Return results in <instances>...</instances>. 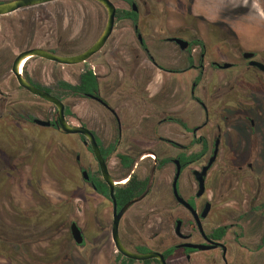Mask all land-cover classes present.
<instances>
[{
	"label": "flooded vegetation",
	"instance_id": "flooded-vegetation-1",
	"mask_svg": "<svg viewBox=\"0 0 264 264\" xmlns=\"http://www.w3.org/2000/svg\"><path fill=\"white\" fill-rule=\"evenodd\" d=\"M58 1L62 0L14 13H27ZM87 1L100 6L107 21L105 8L96 1ZM110 1L115 7L111 34L97 53L81 63L83 68L74 81L57 77L53 85L37 83L29 74L28 65L34 60L62 67L81 64L60 65L32 57L21 69L26 81L46 93L45 88H53L58 80L76 85L85 69L93 72L97 87L91 94L61 95V99L48 94L63 104L65 120L71 127H82L93 135L104 171L88 139L82 134L63 132L57 123L55 105L21 88L10 69L14 58L27 49H43L62 57L80 54L100 37L106 21L97 39L77 54L62 43L49 48L30 45L14 55L9 68L0 64V81L7 71L18 89L50 106L45 114L34 113L29 106L20 104L11 106L7 113H3V107L0 109V122L10 120L21 126L20 131L12 127L17 142L10 141L0 129V242L22 248L28 256L26 249L30 244L51 241L60 234L59 249L62 243H74L83 250L84 264H161L155 257L133 260L116 250L113 223L126 207L118 220L117 233L128 252L160 254L165 264L177 256L190 262L195 254H204L205 264H212L220 252L222 264H230L231 257L237 256L229 240L231 230L236 232L239 225L212 227L210 218L212 202L234 200V193H223L224 185L242 184L247 177L253 180L252 200L257 204L251 211L258 215L264 233V71L252 64L264 66V40L243 37L221 18L222 10L214 17L200 14L195 0L176 3V7L166 0H143L141 5L135 0H117L120 6ZM120 11L136 14V20L119 19ZM117 22L124 24V48L117 49L120 42L116 41V46L104 53ZM55 49L70 53L59 55L53 52ZM102 53L100 62L89 65L92 58ZM69 99L81 100L77 126L68 118H74L66 104ZM86 102L90 105L84 106ZM50 131L76 136L81 146L75 156L79 177L74 197L77 220L66 214L67 199H59L55 210L40 206L21 211L12 205L17 214L14 219L23 229L15 227L11 232L16 239L11 241L12 234L3 232L4 175L9 171L17 173V162L25 154L45 158L48 149L44 137ZM59 148L67 160L66 145ZM56 173L67 182L62 168ZM104 173L112 183V192ZM176 175L178 197L191 209L173 194ZM200 180L203 191L198 195ZM33 183L44 184L39 177L33 178ZM207 205L208 212L202 216ZM44 211L50 219H43ZM73 223L81 234L80 244L71 235ZM218 229H224L221 238L214 236ZM261 241L264 242V234ZM106 249L107 259L101 256ZM60 256L61 252L54 249L39 264H65L73 259Z\"/></svg>",
	"mask_w": 264,
	"mask_h": 264
},
{
	"label": "rangeland",
	"instance_id": "rangeland-1",
	"mask_svg": "<svg viewBox=\"0 0 264 264\" xmlns=\"http://www.w3.org/2000/svg\"><path fill=\"white\" fill-rule=\"evenodd\" d=\"M166 1L174 7L178 6L176 3L188 2V0ZM113 2L118 6L121 5L117 0H113ZM135 2L141 5L143 0H135ZM195 3L200 14L211 17L222 10L221 18L248 40H264V0H195ZM105 21V11L100 6L87 0H62L42 8H35L27 13L26 11L17 12L2 17L0 18V64H2V67L9 68L14 55L30 45L49 48L54 47L57 43H62L77 54L88 48L97 39L103 30ZM124 33L123 22H117L113 37L104 53L114 48L116 41L120 42L117 49L122 50L124 48V38L122 36ZM104 53L92 58L89 65L95 66L98 61L100 62L103 59ZM82 68L83 64L62 67L39 60H34L28 65L31 78L43 85H53L57 77L74 81ZM0 87L2 92L0 109L3 107V113H7L9 108L16 104L29 106L32 112L38 114H45L50 109L48 104L18 89L17 83L7 71L0 81ZM66 101L74 115V118L68 117L69 121L77 126L76 114L80 110L81 100L69 99ZM85 105H90V103L86 102ZM12 127L20 131L21 126H16L10 120L0 122V129H3L4 134L10 141H14ZM44 141L48 149V155L45 158L34 154H25L17 162V173L9 171L11 173L7 176L4 175L3 232L7 230L8 234H12L11 231H14L17 226L20 227V231L23 229V225L20 222L17 223L14 219L17 214H15L12 205L21 211L35 207L39 208L40 206L44 210H55L54 208L59 203V199H67L66 214L70 215L74 221L77 220L78 207L74 197L77 193L76 184L79 178L75 156L81 152L78 138L50 131L45 135ZM16 145L20 144L17 143ZM65 145L67 160L59 153V147H65ZM7 152H11V150ZM49 155H51V159ZM58 168L65 171L68 178L66 183H64L63 178L57 175L56 170ZM36 177L42 178L44 184L34 185L33 178ZM254 187L253 180L250 177L245 178L242 184L224 185L223 193H234L235 195H232L234 200L212 202L213 207L210 214L212 227L238 223L240 228L235 229L236 232H233L234 229L231 230L232 237L229 240L233 246L232 252L237 251V256L234 254L231 257L230 264H264V242L261 241L264 234L263 225L258 215L251 211V208L257 204L252 200ZM41 215H45V218H43L45 220L46 218L50 219L47 217L50 215L45 214V211ZM169 225L168 223L167 228ZM9 239L15 241L16 235L13 236L12 234ZM60 239L62 237L58 234L51 241L45 240L30 244L26 249L28 256L24 254L22 248H17L9 242H0V264H39L40 259L46 257L49 251H54V249L56 253L61 252V258L66 257V255L73 257L71 262L65 264H84L81 257L83 250L76 247L74 243H70V245L62 243L60 250L58 245ZM108 253L107 249L102 250L101 256L107 259ZM193 257L192 261L186 262L184 258L177 256L170 261V264H205L204 254H195ZM212 264H222L220 252H218L216 260Z\"/></svg>",
	"mask_w": 264,
	"mask_h": 264
},
{
	"label": "water",
	"instance_id": "water-1",
	"mask_svg": "<svg viewBox=\"0 0 264 264\" xmlns=\"http://www.w3.org/2000/svg\"><path fill=\"white\" fill-rule=\"evenodd\" d=\"M53 1H57V0H11L8 2H3V3H0V16H5L8 14L14 13L18 10H21V9L35 7V6L50 3ZM93 1L98 2L99 4H101L105 8V10L107 12V21H106V25H105V28H104L102 34L94 42V44L92 46H90L87 50L83 51L80 54H77L74 56H68V57L58 56V55H55L49 51H45L43 49H38V48L27 49L25 51L20 52L14 58V60L11 64L10 70H11V73L13 74V76L15 77L18 85L21 88H24L29 93L36 95V96L44 99L45 101L55 105V107L57 109V123L63 132H65L67 134H82L88 139L90 146H91L93 152L99 158V160L101 162V167L104 171L105 168H104L102 160L99 157V152H98V149H97L93 135L88 130H86L82 127H79V128L78 127H71L65 120L63 104L57 98L53 97L52 95H50V94H48V93H46L40 89H37L36 87L31 85L22 76L21 71H19L20 63L25 58L38 57V58L48 60V61L60 64V65H77V64L84 63L91 56H93L95 53H97L104 46L106 40L108 39L109 35L111 34V31L113 28V23H114L115 7L111 3L110 0H93ZM252 64L260 67L264 71L263 65L256 63V62H253ZM104 175H105L104 177L106 179V182L110 186V191L112 192V183H111L109 177H107L105 173H104ZM177 175L175 176L174 181H173V186H172L173 187V194L176 197L178 202H180L181 204H184L189 209H191L185 202H183L178 197L177 190H176ZM202 191H203V186H202V181L200 180L198 195H200L202 193ZM208 208H209V206L207 205L202 216H204L208 212ZM125 209H126V207L123 208L122 211L117 216H115L114 223H113V240L115 242L116 250L121 255H123L124 257L130 258L133 260H145V259L155 257L160 261L161 264H165L164 258L160 254H153V253L133 254V253H130L123 248V246L121 245L119 238H118L117 224H118V220H119L122 212ZM70 230H71V235H72L74 241L77 244H80L82 242V237H81V234H80L78 228L76 227V225L74 223L71 225ZM211 243L214 246L217 245L216 243H213V242H211Z\"/></svg>",
	"mask_w": 264,
	"mask_h": 264
},
{
	"label": "trees",
	"instance_id": "trees-1",
	"mask_svg": "<svg viewBox=\"0 0 264 264\" xmlns=\"http://www.w3.org/2000/svg\"><path fill=\"white\" fill-rule=\"evenodd\" d=\"M127 2H131V0H124ZM136 14L129 12V11H120L119 12V19L122 18H131L133 21L136 20ZM53 52L59 55H68L70 52L66 49H55ZM96 77L93 75V72L90 69H85L83 73L80 74L78 78V83L76 85H71L66 83L62 80H58L56 86L53 88H45V91L51 93L55 97L61 99V95L64 96H78V95H87L91 94L97 87ZM66 113L69 114L68 110ZM224 233V229H218L214 232V236L217 238H221Z\"/></svg>",
	"mask_w": 264,
	"mask_h": 264
},
{
	"label": "bare ground",
	"instance_id": "bare-ground-1",
	"mask_svg": "<svg viewBox=\"0 0 264 264\" xmlns=\"http://www.w3.org/2000/svg\"><path fill=\"white\" fill-rule=\"evenodd\" d=\"M28 58H25L21 63H20V66H19V71H21L23 65L26 63Z\"/></svg>",
	"mask_w": 264,
	"mask_h": 264
}]
</instances>
